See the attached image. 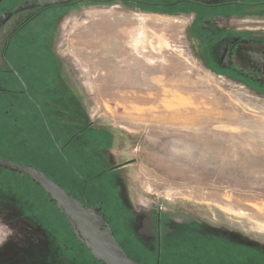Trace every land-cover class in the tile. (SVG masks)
I'll use <instances>...</instances> for the list:
<instances>
[{
  "label": "rangeland",
  "instance_id": "obj_1",
  "mask_svg": "<svg viewBox=\"0 0 264 264\" xmlns=\"http://www.w3.org/2000/svg\"><path fill=\"white\" fill-rule=\"evenodd\" d=\"M221 1L90 0L42 18L16 47L47 54L35 87L58 109L31 117L0 75V156L100 205L131 254L135 239L170 248L165 264H264V86L232 71L246 70L233 45L264 50V6ZM24 175L0 165V264H102Z\"/></svg>",
  "mask_w": 264,
  "mask_h": 264
},
{
  "label": "flooded vegetation",
  "instance_id": "obj_2",
  "mask_svg": "<svg viewBox=\"0 0 264 264\" xmlns=\"http://www.w3.org/2000/svg\"><path fill=\"white\" fill-rule=\"evenodd\" d=\"M88 1L90 0H65L63 3L44 4L39 0H0V75L6 76L10 80V85L12 86L10 91L15 95L14 98L23 99L25 104L29 105L28 112L31 117L40 116L44 122L49 123L50 116H52L53 112L56 113L55 110L58 108L55 109L56 105L52 92L49 93L46 90L45 92H40L35 87L41 86V75H45V78L48 76L47 70L39 69L42 63H47L46 59L42 60L47 54L42 52L41 49L36 51L35 46H28L26 52H22L16 47V43L26 33H29L30 37H32L35 34L33 30H36L42 18L63 16L64 13L72 11L80 3L85 4ZM176 1L202 7H220L226 5L225 1L221 0L210 3L204 0ZM176 1L169 3L157 0H131L129 6L132 5L139 9L146 7L158 8L160 6L172 7ZM238 2L246 4L245 6H264V0ZM254 36L250 34L248 37H239L236 42L242 39L241 41L247 40L245 42L255 44L256 40ZM243 45L245 44L238 43L237 45H233V49L235 54L238 55V62L241 63V57L246 61L244 65L246 69L244 70L245 73L238 71L236 68L232 69V71L239 72L241 75H247L249 79V83L246 84L247 86H264V50L251 47L253 45H247L249 48L246 50L243 49ZM50 53L52 58L56 59L55 52L51 51ZM236 64L237 68L241 65L239 63ZM53 77L51 76L50 83ZM235 79L238 80V78ZM48 87L55 91L56 86Z\"/></svg>",
  "mask_w": 264,
  "mask_h": 264
},
{
  "label": "water",
  "instance_id": "obj_3",
  "mask_svg": "<svg viewBox=\"0 0 264 264\" xmlns=\"http://www.w3.org/2000/svg\"><path fill=\"white\" fill-rule=\"evenodd\" d=\"M44 4L63 3L65 0H39ZM211 2L210 0H204ZM0 165L27 174L39 184L66 216L76 235L89 248L93 256L103 264H141L133 259L118 241L115 232L101 211V206L86 203L61 186L35 166L19 164L0 156Z\"/></svg>",
  "mask_w": 264,
  "mask_h": 264
},
{
  "label": "trees",
  "instance_id": "obj_4",
  "mask_svg": "<svg viewBox=\"0 0 264 264\" xmlns=\"http://www.w3.org/2000/svg\"><path fill=\"white\" fill-rule=\"evenodd\" d=\"M3 168V167H2ZM37 168H39V167H37ZM4 169H6V168H4ZM40 169V168H39ZM7 170H9V172L10 173H12V174H23V173H21V172H17V171H13V170H11V169H7ZM76 173V172H75ZM77 175H78V173H76ZM25 177H27V178H29V180L31 181V182H29V185L30 186H37L38 188H41L43 191H44V193L46 194V196H48V200H51L52 201V203H54V204H56V202L55 201H53L52 200V198H51V196L49 195V194H47L46 193V191L39 185V184H37L36 182H34L32 179H31V177L29 176V175H27V174H25L24 175ZM49 176V175H48ZM50 178H52V177H50ZM52 179H54V178H52ZM56 182H58L61 186H63V187H65V188H67L68 190H69V192H70V194L71 195H74V196H76L77 198H79V199H81L83 202H85L86 203V206H88V207H90V206H92L87 200H85V199H83L82 197H80L79 195H76L71 189H69L64 183H63V181L59 178V181L57 180V179H54ZM10 190V189H9ZM15 193V191H8V194L10 195V194H14ZM56 206H57V204H56ZM54 209V214H56V215H58V217L60 218V221H61V224H62V227L65 229V230H69V232L74 236V237H76V239H78V240H80V242H81V239L76 235V233H75V230L70 226V224H69V222H68V220H67V218H66V216L64 215V213L58 208V206L57 207H54L53 208ZM118 239V238H117ZM118 241H119V239H118ZM120 242V241H119ZM131 242H132V245L135 247V245H137V247H135V250L137 251L135 254L133 253V254H131L127 249H125L129 254H130V256L133 258V259H135V260H137V261H139L141 264H165V262H166V257H167V253H168V259H167V261H169L170 259V255H171V252H170V248L168 249V250H165V247H164V245L162 246V248H161V246H160V244L158 245V247H157V249H155L154 251L152 250V252H151V250L150 249H148V248H145V247H143V246H141L139 243H138V241H136L135 239L133 240H131ZM84 243V242H83ZM85 245V244H84ZM86 246V245H85ZM160 246V247H159ZM168 251V252H167ZM135 252V251H134ZM160 252V253H159ZM164 252H165V255H164ZM167 252V253H166ZM170 252V253H169ZM138 253H140L141 254V256H138ZM153 253V254H152ZM160 254V255H159ZM134 255L136 256V257H134ZM147 256L146 258H144L143 256ZM92 256H93V254H92ZM94 257V256H93ZM94 259H96L95 257H94ZM97 260V259H96ZM98 261V260H97ZM102 263V262H101ZM103 264V263H102Z\"/></svg>",
  "mask_w": 264,
  "mask_h": 264
},
{
  "label": "crops",
  "instance_id": "obj_5",
  "mask_svg": "<svg viewBox=\"0 0 264 264\" xmlns=\"http://www.w3.org/2000/svg\"><path fill=\"white\" fill-rule=\"evenodd\" d=\"M103 12H104V11H103ZM100 13H101V12H100ZM83 38H86L85 41H84L83 43L89 46V43H91L90 36L88 35V37H87V36L83 35ZM98 38H99V37H94V38H93V41L96 40V42H97V39H98ZM111 38L114 39V40H116L117 42H120V38H119V37H110L109 40H110ZM104 47H105V45L102 46V48H103L102 51H103V52H105ZM119 167H120V166H119Z\"/></svg>",
  "mask_w": 264,
  "mask_h": 264
}]
</instances>
